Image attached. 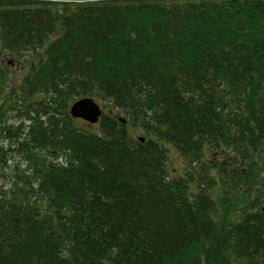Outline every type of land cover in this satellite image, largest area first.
<instances>
[{
  "label": "trees",
  "instance_id": "trees-1",
  "mask_svg": "<svg viewBox=\"0 0 264 264\" xmlns=\"http://www.w3.org/2000/svg\"><path fill=\"white\" fill-rule=\"evenodd\" d=\"M0 47L44 55L0 146V264H264V0H0Z\"/></svg>",
  "mask_w": 264,
  "mask_h": 264
},
{
  "label": "rangeland",
  "instance_id": "rangeland-1",
  "mask_svg": "<svg viewBox=\"0 0 264 264\" xmlns=\"http://www.w3.org/2000/svg\"><path fill=\"white\" fill-rule=\"evenodd\" d=\"M44 55L42 54L41 50H33V51H22V54H16L9 51H6L0 47V146L4 149L8 147V142H12L13 138L8 140L4 139V136L10 134L11 136L17 133L19 130L17 126L22 119V115H28V110H23L24 106L21 105L19 100L21 96L24 94V83H26V77L31 75L32 67H34L40 58ZM30 100H34V98H29ZM102 110H107L109 106L106 104L99 102ZM41 104H33L34 109H39ZM110 108V107H109ZM31 109V108H30ZM111 109V108H110ZM24 117V116H23ZM25 118V117H24ZM80 122H84L83 120ZM83 125L82 123H79ZM85 124V123H84ZM93 130L97 129V126H91ZM9 129V130H5ZM132 131V130H131ZM135 136L143 135L138 128H136V132H131ZM2 149V152L4 151ZM172 158V165L173 166H180L182 163V157L179 155L178 151L174 150L171 152ZM6 158V176L5 178L1 179L2 182H7L10 179V169L9 167L13 165H18L20 169L25 168V164L20 160V158L15 155L14 152L4 153ZM217 155V158L221 159L220 154ZM181 158V159H180ZM181 161V162H180ZM261 169L263 174L260 172L261 176H258L256 181L258 186V194H262L264 196V185L262 179L264 178V163H261ZM211 178L215 179L214 175H211ZM219 186L221 183L218 181L216 182ZM252 186H250L252 188ZM227 187V184L226 186ZM230 201L232 203H236L235 207H241L249 200L248 191H238V190H230ZM252 195V194H251ZM214 196V194H213Z\"/></svg>",
  "mask_w": 264,
  "mask_h": 264
},
{
  "label": "water",
  "instance_id": "water-1",
  "mask_svg": "<svg viewBox=\"0 0 264 264\" xmlns=\"http://www.w3.org/2000/svg\"><path fill=\"white\" fill-rule=\"evenodd\" d=\"M69 113L73 118H80L89 124H94L98 122L102 108L94 98L81 97L71 103ZM122 121L124 122V119ZM140 140L143 141L142 138Z\"/></svg>",
  "mask_w": 264,
  "mask_h": 264
},
{
  "label": "bare ground",
  "instance_id": "bare-ground-1",
  "mask_svg": "<svg viewBox=\"0 0 264 264\" xmlns=\"http://www.w3.org/2000/svg\"><path fill=\"white\" fill-rule=\"evenodd\" d=\"M246 32L247 33H250V34H252L253 35V30H251V29H246ZM259 43H261V44H263V42L262 41H260L259 40ZM99 103V102H98ZM94 124H96V123H94ZM94 124H89V125H94ZM139 137V140L142 138L143 139V137L142 136H138ZM144 140V139H143ZM141 141V140H140ZM142 142V141H141Z\"/></svg>",
  "mask_w": 264,
  "mask_h": 264
}]
</instances>
